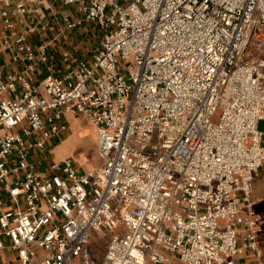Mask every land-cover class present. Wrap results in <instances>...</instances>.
I'll list each match as a JSON object with an SVG mask.
<instances>
[{
    "label": "built area",
    "instance_id": "obj_1",
    "mask_svg": "<svg viewBox=\"0 0 264 264\" xmlns=\"http://www.w3.org/2000/svg\"><path fill=\"white\" fill-rule=\"evenodd\" d=\"M58 1L101 40L40 85L0 71V264H264V0ZM68 114L96 127L98 169L33 159Z\"/></svg>",
    "mask_w": 264,
    "mask_h": 264
},
{
    "label": "crops",
    "instance_id": "obj_2",
    "mask_svg": "<svg viewBox=\"0 0 264 264\" xmlns=\"http://www.w3.org/2000/svg\"><path fill=\"white\" fill-rule=\"evenodd\" d=\"M20 4L25 6L24 12L19 10ZM83 17L82 8L76 3L65 4L58 0H0V71H3L4 75L23 72L34 84L40 85L46 76L62 75L69 70L71 64L64 59L66 52L76 53L81 59L91 62L93 53L100 44L101 35L98 45L91 49L88 45L96 38L98 27L85 22L74 29L67 28V21L75 22ZM7 18L14 25L12 29L6 27ZM21 35L25 36L27 43L35 50L36 58L33 61L19 51L17 37ZM43 52L49 56L46 63L40 60ZM50 64L54 65V69L50 68ZM7 95L14 97L9 91ZM66 120L69 125L68 131L50 139L47 151L35 153L33 159H42L47 163L71 158L83 172H91L101 167L103 160L98 150L96 127L79 114H68ZM94 128L96 135L91 134L89 138L96 140V153L101 159L97 160V164L96 161L91 163L92 165H84L81 158H78L84 151L77 153L82 143L76 148L69 147V144L72 140H84L82 133L86 129L94 131ZM255 194L256 189L253 198L260 210L264 197L257 200ZM237 258L241 264H260V259L250 251H245ZM262 260L264 262V258Z\"/></svg>",
    "mask_w": 264,
    "mask_h": 264
},
{
    "label": "rangeland",
    "instance_id": "obj_3",
    "mask_svg": "<svg viewBox=\"0 0 264 264\" xmlns=\"http://www.w3.org/2000/svg\"><path fill=\"white\" fill-rule=\"evenodd\" d=\"M100 35L101 33L98 27V30H96V38L93 40V42H90L88 45L90 46V49L93 48L94 45H98ZM257 54H258L257 51L253 50V48H250L246 57L248 59H252ZM131 66L132 64L130 61H121V67L123 68L124 72H128ZM83 124H86V123H83ZM258 127L260 130L264 131V121L259 122ZM82 134L84 136V140L82 141L72 140L69 144V147L76 148L79 144L82 143V146L78 148L77 153L80 151H84V152H81L78 155L79 156L78 158H81V160L85 163L84 165L86 164L92 165L91 163L96 162L100 158L99 155H97L96 153V144H95L96 140L89 138V136L91 135V132L89 131V129H86ZM97 163L98 161L96 162V164ZM255 189H256L255 198L257 200H261L264 197V174L263 172H261L256 179ZM260 211L264 213V203L260 204ZM93 241L94 243H96V246L99 248L101 253H104V251L106 250V246H107L104 240H98L96 238H93Z\"/></svg>",
    "mask_w": 264,
    "mask_h": 264
},
{
    "label": "bare ground",
    "instance_id": "obj_4",
    "mask_svg": "<svg viewBox=\"0 0 264 264\" xmlns=\"http://www.w3.org/2000/svg\"><path fill=\"white\" fill-rule=\"evenodd\" d=\"M91 134H94V135H96L95 128H94V131H91Z\"/></svg>",
    "mask_w": 264,
    "mask_h": 264
}]
</instances>
